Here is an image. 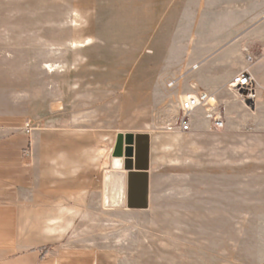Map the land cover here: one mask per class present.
Segmentation results:
<instances>
[{
    "label": "rangeland",
    "instance_id": "obj_1",
    "mask_svg": "<svg viewBox=\"0 0 264 264\" xmlns=\"http://www.w3.org/2000/svg\"><path fill=\"white\" fill-rule=\"evenodd\" d=\"M256 4L215 0L213 15L210 1L0 0V113L33 112L34 189L55 194L38 264H264V103L248 105L231 79L215 91L224 131H209L203 108L191 132L175 127L180 96L222 79L228 46L248 41L255 58ZM205 36L209 52L187 53ZM138 133L151 138L143 209L127 202Z\"/></svg>",
    "mask_w": 264,
    "mask_h": 264
},
{
    "label": "crops",
    "instance_id": "obj_2",
    "mask_svg": "<svg viewBox=\"0 0 264 264\" xmlns=\"http://www.w3.org/2000/svg\"><path fill=\"white\" fill-rule=\"evenodd\" d=\"M179 1L167 0L170 5L174 6ZM191 1H196L197 7L203 1H210V6L213 9L211 12L215 15V0ZM256 2V18L258 19L264 14V0H256ZM243 7L242 16H245L250 11H247L246 4ZM228 16L231 19L233 17L232 15ZM263 23L255 30L253 41L256 43L264 41V27L261 26ZM214 39L213 36H205L199 42L196 40L193 43H188L187 53L197 55L209 52L214 46ZM246 43L248 41L231 44L226 48L228 56L232 55L235 62L232 60L228 64L229 66L224 69L226 72L222 79L217 85L209 86V90L215 92L240 72L249 69L257 82V99L253 106L256 109L264 103V43L258 48L259 50L255 51V58L253 57L250 63L243 52L249 50ZM250 44L252 43L249 42ZM223 65L225 67L227 64ZM196 66L198 68V65ZM201 69L204 74L208 71L212 73L214 68L213 65H209ZM254 112L256 119L264 117V111L257 109ZM33 117L34 114L31 111L0 113V264H38L40 253L34 248L44 245V242L41 241L47 234V226H39V216L54 214L55 194L34 189L40 170L34 158L35 148L32 135L35 130L33 126L35 121ZM209 131L211 130L209 129ZM52 226L50 229L54 231Z\"/></svg>",
    "mask_w": 264,
    "mask_h": 264
},
{
    "label": "built area",
    "instance_id": "obj_3",
    "mask_svg": "<svg viewBox=\"0 0 264 264\" xmlns=\"http://www.w3.org/2000/svg\"><path fill=\"white\" fill-rule=\"evenodd\" d=\"M248 58L253 60L252 56ZM177 82L176 79L171 80L170 86H175ZM229 90L241 96L245 102H255L257 99V82L249 69L240 72L230 81ZM201 108L207 111L206 119L211 131L222 132L226 129V106L220 102L215 92L199 89L195 84L191 91L180 96L179 116L175 127L184 133L191 132L192 117Z\"/></svg>",
    "mask_w": 264,
    "mask_h": 264
},
{
    "label": "water",
    "instance_id": "obj_4",
    "mask_svg": "<svg viewBox=\"0 0 264 264\" xmlns=\"http://www.w3.org/2000/svg\"><path fill=\"white\" fill-rule=\"evenodd\" d=\"M254 106V101L246 102ZM151 138L149 134L138 133L127 136L125 167L128 170V194L129 208H148L150 192V152ZM122 136L119 138L116 149L117 154L122 153Z\"/></svg>",
    "mask_w": 264,
    "mask_h": 264
},
{
    "label": "bare ground",
    "instance_id": "obj_5",
    "mask_svg": "<svg viewBox=\"0 0 264 264\" xmlns=\"http://www.w3.org/2000/svg\"><path fill=\"white\" fill-rule=\"evenodd\" d=\"M73 45L74 46H77L78 44L77 43H73ZM83 45H85V44H83V43H79V46H83ZM196 68H197V66H195ZM50 68H51V66H50ZM52 71V70H51ZM192 89V88H191ZM64 107L63 106H61L60 108H59V110H62ZM199 112H201V111H199ZM198 113V112H197ZM205 114V113H204ZM206 115V114H205ZM204 117V116H203ZM122 195H124V192H123V190H122Z\"/></svg>",
    "mask_w": 264,
    "mask_h": 264
}]
</instances>
